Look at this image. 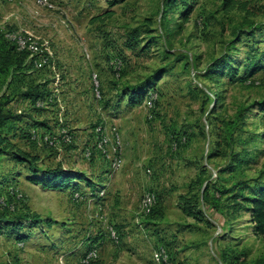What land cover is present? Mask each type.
Segmentation results:
<instances>
[{"label": "rangeland", "instance_id": "1", "mask_svg": "<svg viewBox=\"0 0 264 264\" xmlns=\"http://www.w3.org/2000/svg\"><path fill=\"white\" fill-rule=\"evenodd\" d=\"M238 1L225 12L223 0H0V34L26 52L0 88L13 115L0 134L40 170L84 176L44 187L0 154V264H79L91 249L89 264H264L248 201L264 186V0ZM100 122L119 136L108 157ZM33 213L36 225L4 221Z\"/></svg>", "mask_w": 264, "mask_h": 264}, {"label": "trees", "instance_id": "2", "mask_svg": "<svg viewBox=\"0 0 264 264\" xmlns=\"http://www.w3.org/2000/svg\"><path fill=\"white\" fill-rule=\"evenodd\" d=\"M239 3L240 2L238 0H223L221 7L223 11L228 12L234 9ZM241 5H243L242 2ZM186 14H188V11H185L183 13V15ZM258 27H264V23H262ZM250 31L253 32L252 30ZM25 57V51L17 50L16 47L4 37V35L0 34V88L7 82L8 78H13L15 74L19 72V70L23 67V60ZM221 64L222 63L220 62V65ZM218 67L219 65L215 64L213 72H216ZM142 86L143 88H137L136 90L132 91V94L129 96V103L131 105L140 104L142 100L146 97V86ZM27 90L33 100H37L41 96L38 91V87H33L32 85H29L27 87ZM0 97L3 99L5 96H3L2 94ZM2 103L5 104V102H0V130L7 126L9 121L13 118V115L10 110H4L2 108ZM0 147V154H12L13 158L17 162L26 163L29 167H34L35 171H39L41 173V177L34 179L37 183L42 184L44 187H60L65 185V183H63L64 181H69L71 179H82L84 177L80 172H73L71 170H65L58 167L52 169H38L36 167V163L38 161L36 155L29 154L16 148V146L12 142L7 140V138L5 136H2L1 134ZM254 195L255 196L249 198L248 200L251 203V214L254 222V229L256 230V232L264 234V186L259 188ZM180 199L183 211L189 215L198 217V215L196 214L201 213L200 210H196L198 203L192 204V201L189 200V198H187L186 196H181ZM0 221L3 220H1L0 218ZM4 221L7 222L6 226L8 227L21 228L23 227V223L25 222L28 223V221H31L32 223H35L31 225H36V223L40 222L41 220L37 214L33 213L30 216H24L23 218L18 217L15 221ZM44 222L47 225L52 224V220H49L48 218H46Z\"/></svg>", "mask_w": 264, "mask_h": 264}, {"label": "built area", "instance_id": "3", "mask_svg": "<svg viewBox=\"0 0 264 264\" xmlns=\"http://www.w3.org/2000/svg\"><path fill=\"white\" fill-rule=\"evenodd\" d=\"M36 2L40 5H43V6H47V7L51 6L50 0H36ZM19 41H20V44L23 45V47H25L24 45L27 42L29 44V47L32 50H35V51L38 50V46L36 44H34L33 42H28L26 40H20V38H19ZM118 65L119 64H117V66ZM94 79H96V76H94ZM95 95L97 97H100V91L98 89V85L95 86ZM153 101H154L153 96H151V97L149 96L148 100L145 102L146 106L149 109L153 108ZM95 134H96V140H95L96 149L98 151H101L102 153H105V155L108 157L109 156V154L107 153L108 142L111 141V146L119 144V136L117 133V128L112 124H106V122H100L95 127ZM109 134H111V136ZM61 138L68 141L70 139V136H69V134L64 133V134H62ZM49 141L51 143L54 142L53 139H51ZM87 155L89 156L90 152H87ZM109 161H110V165H111L113 170H118V168L121 167L122 158L119 154L111 157L109 159ZM152 203H153V195L150 193H146L141 200V206L146 211H149ZM111 235H112V237L115 236V232L113 230L111 231ZM95 253H96V249L89 250L87 252V254L80 259L79 264H89L90 260L93 257H95V255H96Z\"/></svg>", "mask_w": 264, "mask_h": 264}]
</instances>
